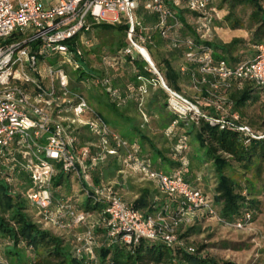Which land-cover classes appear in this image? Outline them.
Returning a JSON list of instances; mask_svg holds the SVG:
<instances>
[{
  "label": "trees",
  "instance_id": "trees-1",
  "mask_svg": "<svg viewBox=\"0 0 264 264\" xmlns=\"http://www.w3.org/2000/svg\"><path fill=\"white\" fill-rule=\"evenodd\" d=\"M147 1H141L136 15L147 28L155 27L151 40L145 46L167 86L188 100L208 102L201 108L214 118L218 113L211 103L223 98L226 107L232 106L231 113H237L256 132L264 133L262 124L247 116L248 106L263 99L260 87L254 82L233 78L229 87L214 89L211 76H207V84L202 83L199 66L187 62L184 46L187 39H193L197 45L212 50L216 63L225 61L230 68L254 58L258 53L257 47L264 46V0H211L212 7L227 11L222 21L227 28L244 30L249 34V39L234 38L229 43L205 39L206 26L210 21L175 6L172 0L164 1L176 11L181 27L175 29L169 38L163 37L161 30L156 28L158 15L145 9ZM189 15L193 16V23L189 21ZM127 31L125 19L118 24H95L87 35L91 44L82 47L81 69L73 70L59 56L51 64L65 70L71 91L85 96L111 131L128 143L129 150L146 170H125V150H119L118 155H105L98 162L91 173L93 184H110L125 200V193L131 194L132 200L126 201L133 208L145 216H154L164 214L166 206L175 212L178 202L176 197L160 191L157 181L147 177V170L168 175L181 171L185 181L194 186L200 174L204 181L213 182L214 198L221 208V215L216 211L219 218L234 223L249 214L250 221H253L261 210V197L264 196V139L246 143L237 131L213 126L206 119L195 122L190 117L182 118L170 110L169 95L162 87L153 85L157 77L150 72L148 63L137 56L124 55ZM104 34L110 35V39L103 37ZM75 45L72 42L71 47ZM103 57L111 63L107 68L102 65ZM106 74L111 79L109 87L95 86L90 81ZM144 84L146 94L141 91ZM187 88L196 89L198 97L194 98ZM112 91L117 95L113 96ZM53 106L54 117L71 109L62 101L54 102L51 109ZM151 112L155 114L152 123L149 122ZM63 125L77 137V150L93 144L91 149L95 153L94 145L99 144V139L88 127L78 129L71 124ZM110 145L114 147L112 141ZM129 171H137L144 181L134 183V177H126ZM64 177L58 173L53 180L55 198L59 195L55 189L61 187ZM8 178L12 179L11 183ZM82 185L85 187L84 183ZM31 189L32 180L28 172L19 166L11 170L10 164L0 160V264H236L205 254L204 245L195 247L187 240L200 231L199 224L203 220L217 221L207 211H199L192 220V226L182 225L177 230L181 244L170 247L162 241L141 240L137 245H127L108 240L102 218L98 215L104 205H92L89 197L83 203L82 211L95 214V220L100 222L96 229L98 246L94 249L93 259L78 257L74 250L75 237L67 240L39 223L40 213L27 198ZM184 226L187 227L186 232L180 235ZM189 247H194L195 252H189Z\"/></svg>",
  "mask_w": 264,
  "mask_h": 264
},
{
  "label": "built area",
  "instance_id": "built-area-1",
  "mask_svg": "<svg viewBox=\"0 0 264 264\" xmlns=\"http://www.w3.org/2000/svg\"><path fill=\"white\" fill-rule=\"evenodd\" d=\"M141 1L53 0L45 5L43 0H0V39H12L10 43L0 44V160L10 164L11 170L19 166L30 174L32 189L27 193V198L39 211V223L43 227L81 229L75 235L74 250L78 257L94 258V249L98 246L96 229L100 222L95 220V214L80 210L72 200L55 198L53 180L58 173L76 176L85 184L84 193L91 198L92 203L104 205L98 215L102 218L101 223L111 243L137 245L141 240H147L162 241L170 247L181 244L177 230L182 225L191 224L199 211H207L217 221L238 230L251 222L249 214L234 223L219 218L208 195L185 181L181 171L168 175L147 170V177L157 181L160 191L176 197L178 202L175 212L166 206L164 214L154 216H145L133 208L115 193L110 184L97 186L92 182L91 173L98 162L105 155H118L119 150H125V170H146L129 150L128 143L111 131L86 98L71 91L69 77L63 68L48 65L47 79L50 84H44L40 77L39 61L56 55L73 70L81 69L82 47L91 44L87 35L95 24H118L125 19L128 31L124 55L137 56L148 63L150 72L157 77L153 85L167 91L168 107L180 117H190L195 122L206 119L213 126L237 131L246 143L264 139V133L256 132L237 113H231L232 106L226 107L223 98L211 103L218 113V117L214 118L201 108L208 102L202 99L188 100L167 86L145 46L151 40V32L155 27L147 28L138 19L136 11ZM172 1L175 6L185 8L210 22L219 18L220 11L211 6V0ZM145 9L158 15L156 28L161 30L163 37L169 38L175 29L181 27L176 11L169 8L164 0H148ZM108 13L115 14L113 20L106 18ZM28 29L34 31L33 35L26 36ZM17 31L20 36L16 34ZM72 42L76 44L73 48ZM184 46L187 49V62L199 66L203 75L202 83L209 82L207 76L213 77L211 87L214 89L229 87L233 78L254 82L260 87L264 99L263 45L257 47L258 53L254 58L235 68H230L225 61L216 63L212 50L197 45L193 39H187ZM110 64L107 57L102 58L105 68ZM35 74L39 78H35ZM90 81L101 87L111 84L107 74L91 78ZM141 91L147 93L146 84L141 87ZM112 94L116 96L117 92L112 91ZM61 101L70 106L72 122L88 127L99 139V144L94 145L95 153L91 149L93 144L77 150V137L66 130L59 117H53L50 105ZM111 141L114 147L110 145ZM8 182L11 183L12 179L8 178ZM188 250L195 252L194 247Z\"/></svg>",
  "mask_w": 264,
  "mask_h": 264
},
{
  "label": "rangeland",
  "instance_id": "rangeland-1",
  "mask_svg": "<svg viewBox=\"0 0 264 264\" xmlns=\"http://www.w3.org/2000/svg\"><path fill=\"white\" fill-rule=\"evenodd\" d=\"M49 1L53 0H43V3L46 5ZM56 2V0H54ZM216 2V1H215ZM219 10V9H218ZM219 18L210 22L206 26L205 39L213 40L218 39L224 43H229L230 40L235 38V35H244L240 38L249 39V34L244 30H231L227 28L223 23L224 16L227 14L226 10H219ZM250 12V11H249ZM248 12V13H249ZM115 14L108 13L106 18L108 20H113ZM188 19L191 23L194 22V18L192 15L188 16ZM221 23V24H218ZM34 31L32 29H28L26 31V36L33 35ZM17 35L20 36L19 31L16 32ZM103 37L106 39H110V35L104 34ZM12 39L6 38L1 40L0 44L10 43ZM255 51V49L253 48ZM56 55L50 56L46 59H42L39 61V69H40V77L43 79L45 85H49V80L47 79V67L51 65L54 61ZM94 59V57L92 56ZM35 78H39V76L33 75ZM190 94L196 98L198 97L199 92L196 89L191 88ZM84 96V95H83ZM85 97V96H84ZM87 100V99H86ZM264 100L261 99L257 104H251L247 108V116L248 118H253L258 121V123L264 128V114L262 113V104ZM55 106H53L52 112L53 117L56 116ZM59 115V119L63 124H71L74 125L75 128L84 127L82 124H75L72 122L73 115L71 110H64ZM58 118V117H54ZM85 120V118H83ZM90 146V145H88ZM87 147V146H85ZM80 150V149H79ZM133 177V176H132ZM134 183H142L144 180L140 177L134 175ZM83 185L81 180L78 179L74 175H68L64 177V181L60 188L55 189L59 194L58 199L60 197H64L66 199H73V201L79 206V209L83 210V203L87 200V196L83 192ZM196 188L205 191L208 195L214 209L221 215V208L216 204L214 198V185L213 182L204 181L202 176L198 175V180L195 185ZM124 195L126 200H132L131 194ZM262 205L261 210L258 212L253 221L248 223L244 229H236L231 226L224 225L223 223L213 220L206 219L200 222L199 227L200 231L193 233L187 240L192 243L195 247H199L204 245L205 254L216 257L219 260H228L232 261L236 264H264V196L261 197ZM93 205V203H92ZM198 221V220H197ZM193 224H191L192 226ZM44 228L50 229L53 233L64 236L67 240H72L78 233L81 232L80 228L69 229V230H58L46 225ZM187 227H183L180 231V235H184Z\"/></svg>",
  "mask_w": 264,
  "mask_h": 264
},
{
  "label": "crops",
  "instance_id": "crops-1",
  "mask_svg": "<svg viewBox=\"0 0 264 264\" xmlns=\"http://www.w3.org/2000/svg\"><path fill=\"white\" fill-rule=\"evenodd\" d=\"M241 36H244V35H235V38H240ZM233 40V39H232ZM232 40H230L229 42H231ZM187 90L188 91H190L189 90V88H187ZM148 99V98H147ZM147 99H146V102H147ZM155 121V114L153 113V112H151V114H150V116H149V122L150 123H152V122H154ZM137 171H129V172H127V174H126V177H128V176H133L134 177V175H136V176H138V177H140L141 178V175L139 174V173H136ZM136 198V196H134V199Z\"/></svg>",
  "mask_w": 264,
  "mask_h": 264
}]
</instances>
